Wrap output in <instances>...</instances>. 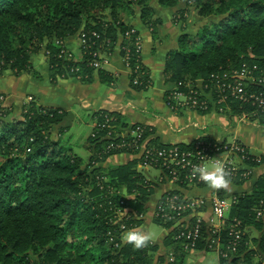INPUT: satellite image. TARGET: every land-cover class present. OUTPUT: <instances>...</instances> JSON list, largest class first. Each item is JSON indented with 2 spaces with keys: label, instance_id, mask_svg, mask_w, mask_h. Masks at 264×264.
<instances>
[{
  "label": "trees",
  "instance_id": "1",
  "mask_svg": "<svg viewBox=\"0 0 264 264\" xmlns=\"http://www.w3.org/2000/svg\"><path fill=\"white\" fill-rule=\"evenodd\" d=\"M150 1L167 9L178 6L181 0H0V74L31 73L34 59L43 50L55 81L74 78L89 84L98 76L102 83L110 85L115 76L105 68H94L91 62L94 52H99V59L105 53L113 54L119 44L123 58L128 54L126 49L130 50L131 87L145 90L150 70L135 45L140 31L126 36L133 26L125 22L123 13L130 7L141 6L142 21L147 26L153 10ZM188 1L194 2L201 18H220L209 25L203 24L195 35L191 32L180 35L178 49L166 58V81L174 85L180 81L203 80L204 91H212L214 101L202 95L201 100L208 102V108L196 111L210 112L216 100L218 108H227L231 113H254L255 107L231 98L228 104H219L213 76L222 77L244 62L257 64L264 72V0ZM82 29L89 46L82 47L83 59L74 61L69 58L67 48L56 45L54 40H67ZM93 32L100 38L93 36ZM198 44L201 46L196 48ZM46 50L50 52L48 56ZM256 90L259 88L254 87ZM168 95L166 91V102L172 104ZM12 108L11 104L0 106V159L4 158L0 163V264H20V260L24 264H183L181 258L187 253L185 242L174 238L180 228L173 223L157 219L170 230L164 241L168 251L157 257L158 244L149 241L146 247L134 249L123 241L125 228L140 225L139 213L144 212L153 188L135 169L133 161L103 165L111 155L137 153L134 146L118 149L111 147L112 144L131 142L156 150L171 148L172 144L160 142L151 126L130 123L119 112L102 109L91 113L94 126L83 144L88 152L85 157L65 151L61 147L62 139L52 137V131L67 116L64 108L44 106L36 101L22 104L24 120L15 125L8 119ZM255 114L263 118L264 110ZM131 129L141 131V136L133 137ZM67 130L68 127L61 126L58 131L61 134ZM204 140L217 143L209 137ZM178 146L194 148L193 143ZM242 146L247 158L239 165V175L231 177L235 183L246 179L240 173L249 172V168L259 163L249 148ZM148 160L146 154L138 158L142 166ZM16 181L21 183L16 185ZM179 186L188 188L185 182ZM173 193L182 195L180 191ZM218 194L228 196L224 191ZM233 198L236 202L231 216L240 219L244 227L258 229L261 235L253 239L245 235L240 250L242 258L229 262L220 257L219 262L239 264L242 260L245 264H255L253 257L264 255V222L255 215V208L264 200V175L256 181L252 192L235 194ZM123 207L128 211L116 222L118 210ZM250 240L256 249L250 248ZM71 241L76 250L65 256V247ZM196 244L198 249H205L204 241ZM170 250L177 261L167 260Z\"/></svg>",
  "mask_w": 264,
  "mask_h": 264
},
{
  "label": "crops",
  "instance_id": "2",
  "mask_svg": "<svg viewBox=\"0 0 264 264\" xmlns=\"http://www.w3.org/2000/svg\"><path fill=\"white\" fill-rule=\"evenodd\" d=\"M156 5H158L157 2ZM164 10L167 11V9ZM138 19L140 21L137 22L136 27L139 28L146 40V45L142 52V61L150 70L152 78V85L148 90H136L131 87L129 71L126 70L122 63L121 52L115 49L111 56L110 64L105 67L106 70L115 76L114 83L110 85L104 84L96 76L94 81L89 84L70 78L61 81L55 86L49 85L45 79L48 72L47 59L45 56L38 55L34 59V67L41 74H36L35 76L24 74V95L29 92L36 93L39 96L38 99L44 102L45 105L50 103L48 104L49 106L64 108L67 111V116L63 123L67 126L75 124L73 122L74 118H77L75 105H78L79 110L91 111V113L105 109L119 112L128 122H138L151 126L155 130L154 136L162 143L191 144L202 137H209L217 141L236 140L244 143L251 154L259 158V163L249 168V176L239 183L232 182L231 190L229 191L222 188H210L205 183L183 188L164 178L162 172L159 171L154 174L151 170L152 168L140 165L137 155L120 153L110 156L103 164L104 166L123 165L133 161L136 164L135 169L150 182L153 192L145 202L144 212L139 213L140 225L134 228L150 232L151 223L153 221L158 223L155 217L157 205L164 195L170 191H180L184 196L204 197L205 204L198 211V214L202 217H206L210 213L214 194L224 191L225 195H228L227 197H233L235 194L252 192L256 181L264 175V117L260 118L257 116L258 114L253 112L235 114L231 113V110L222 112L212 109L210 112L202 113L196 110L179 112L171 109L165 98L166 91L171 86V83L166 81L165 62L170 51L173 52L175 50L172 46L174 45V38L177 35L178 28L169 22L168 19H162L164 21L163 28H165L166 32L174 33L173 36H168L169 40L172 41L170 43L172 48L166 50L160 44L155 45V38L152 37L149 27L143 23L141 18ZM75 38L76 35L67 39L68 47L71 50L79 51ZM40 65L42 67H39ZM2 75L0 74V78H2ZM4 88L0 87V89ZM51 89L52 91L56 89V92L52 93ZM68 118H72V121H69ZM90 125L92 128V121L87 124V127L89 128ZM83 144L75 143L73 149L76 153L86 157L88 152ZM249 229L254 232L252 239L260 237L261 232L258 229L254 227H249ZM169 232L170 230L165 227V231L158 240H150V242L160 246L159 252L163 251L166 253L168 251L164 241ZM250 243L252 250L257 248L252 241ZM169 252L171 253L172 251L170 250ZM209 252L215 253L219 260L218 254L208 249H199L194 253H186L181 260L183 264H204ZM253 261L255 264H264V255L256 254L253 257Z\"/></svg>",
  "mask_w": 264,
  "mask_h": 264
},
{
  "label": "built area",
  "instance_id": "3",
  "mask_svg": "<svg viewBox=\"0 0 264 264\" xmlns=\"http://www.w3.org/2000/svg\"><path fill=\"white\" fill-rule=\"evenodd\" d=\"M135 33H137V30L132 28L127 31L126 36L130 37L131 34ZM76 36L79 39V56H76L69 49L67 40L57 39L54 42L56 45L67 48L66 52L69 58L74 61H81L83 59L82 47L86 48L89 46L88 38L83 29ZM93 36L100 38L97 32H93ZM135 43L137 52L142 55L143 48L139 34L136 36ZM93 44H96V42ZM126 50L128 54L123 58V61L126 70L130 74L132 72L130 67V50ZM45 53L48 56L50 52L46 50ZM98 53V51L93 53L91 64L96 69H102L104 68L103 63L108 60L107 55L109 54L105 53L102 58L98 59ZM213 77L216 79L214 84L216 85L215 90L218 94L217 99L219 104H228L231 98L243 105L248 104L255 107L257 110L254 113L258 110H264V72L257 64L244 62L241 67L225 73L222 77L220 75ZM197 82L196 84L192 81H180L168 87V100L172 102V104L168 103V105L176 111L206 110L208 102L201 100V96L203 95L208 98L206 94H213V92L204 91L203 80ZM254 87H258L259 90L254 91ZM205 88H208L207 84H205ZM214 103L217 104V101L215 100ZM2 105V101L0 100V106ZM130 133L136 138H139L142 134L141 131L132 129ZM122 137L125 138L126 136L123 135ZM204 138L196 139L193 142L194 148L188 149L181 148L178 144H172L173 146L168 149H146L144 144L136 146L132 145L131 142H121L117 145L112 144L111 147L115 146L119 149L134 146L137 149V153L135 154H140V156L146 154V158L149 159L143 165L144 167L154 166L160 168L164 178H167L178 186L183 182L188 187L205 183L199 179L198 175H193L192 170L195 166L209 168V165L215 167L218 164H222L230 172L231 177H237L239 175L238 170L241 168L239 165H243L247 158V151L242 146L244 143L236 140H215L217 143L212 144L207 143ZM249 153L251 154L250 150ZM255 157L259 161V158ZM159 161L160 163H158ZM246 168L248 169V167ZM249 172L240 173L241 178H247ZM235 202L236 199L233 197H220L216 193L212 197V209L210 213L206 217H202L198 214V211L205 204L204 197L184 196L183 194L179 195L170 191L158 203L155 217L162 222L173 223L180 228L179 234L174 238L185 242L184 250L187 253L198 251L196 242L202 240L205 242V249L213 250L218 254L219 258H225L231 262L233 259H240L244 256L240 254V250L249 228L244 227L240 219L231 216L232 207ZM255 215L258 220L264 222V200H261L255 208ZM169 260H176L174 253H171ZM239 264L245 263L241 260Z\"/></svg>",
  "mask_w": 264,
  "mask_h": 264
},
{
  "label": "rangeland",
  "instance_id": "4",
  "mask_svg": "<svg viewBox=\"0 0 264 264\" xmlns=\"http://www.w3.org/2000/svg\"><path fill=\"white\" fill-rule=\"evenodd\" d=\"M150 4L152 5L153 10L151 11L152 13L149 14V18L147 19L146 23L147 26L150 29V33L152 34V37L155 38V45L160 44V46L162 48H166V50H168L169 48L174 47L175 50H173V53L178 49L179 43L177 41V39H179L180 35L185 33V32H191L195 35V33H197V31L199 30V28L203 25V24H207L209 25L211 21H215L218 20L220 17L217 16H211L209 18H201L198 14H197V9L194 6V2H189L188 0H181L180 3L178 4V6L174 7V8H167V11L164 10L162 7H158V5H156V1H150ZM165 14V15H163ZM168 15V16H167ZM138 18L142 19V15H141V6H133L128 8L127 10H125V12L123 13V19L125 20V22L131 26H133V28H135L137 31L139 30L138 27H136L137 22L140 21ZM168 19L169 22L173 23L177 28H178V32L177 35H175L174 38V45L172 47L171 46V42L168 38V36H173V34H171L170 32H166L165 28H163V20L162 19ZM140 31V30H139ZM139 36L141 38V42H142V48H145L146 45V40H145V36L142 35L141 31L139 32ZM191 39L194 40V37H190ZM77 40V45L79 48V39L76 36L75 38ZM74 39V40H75ZM75 40V41H76ZM170 41V42H169ZM169 42V44H168ZM198 46L200 47L201 44L196 45V48H198ZM119 44L116 45V49H120L119 48ZM43 48V47H42ZM70 49V48H69ZM71 50V49H70ZM165 50V49H164ZM74 54L76 56H79L80 53V48L79 51H74ZM172 51H170L171 53ZM39 55L43 56V50L40 51ZM111 56L112 54L107 55L108 60L106 62L103 63L104 68L106 66H108L110 64L111 61ZM169 56V55H168ZM250 56H256L252 53H250ZM121 60L122 63L124 64L123 61V57L121 55ZM39 67H42L41 65ZM125 67V66H124ZM44 71V70H42ZM30 75H36V74H41L40 71H38L35 67L33 69V71L31 73H27ZM47 78H45L49 85L52 84V86L60 83L63 80H54L53 76H51L50 70L48 69V72L46 73ZM152 85V78H151V73H150V77L146 82V89L148 90L150 88V86ZM0 87H5L4 89H0L2 90V92H0V100L2 101V104L4 106L11 104L12 105V112L8 115V119L9 121L12 122V124H17L20 120H24V117L21 115V106L22 104H28L29 102L32 101H36L39 104H42L44 102L40 101L38 98L39 96L36 93H26L24 95V74L21 76H15L12 74V72H4L2 75V78H0ZM52 91V89H51ZM55 91L53 90L52 93H55ZM208 96V98L211 100L213 99V94L208 93L206 94ZM41 98V97H40ZM48 104L50 103H45L43 104L44 106H49ZM76 109L75 112L77 114V118H74L75 124L67 126L64 125V123H62L61 126L63 127H68V130L66 132L63 133H59V128L61 126H57L53 131H52V137L54 140H58L59 138L62 139L61 140V147L64 148L65 151L68 152H75L74 151V145L75 143H85V139L88 135L91 134V130L94 126V122L91 120L90 116H91V111H86V110H79L78 109V105H75ZM172 109V108H171ZM227 109V108H226ZM224 110L223 108H218V106H216V104H213V110H219V111H227ZM180 111H186V110H180ZM179 111V112H180ZM69 121H72V118H68ZM17 122H15V121ZM92 121V128L91 125L88 128L87 124L90 123ZM10 123V122H9ZM130 123H134V122H130ZM131 131V130H130ZM72 148V149H71ZM137 155L138 157H140V154H134ZM112 156V155H111ZM4 158L0 159V163L2 162ZM149 168H152V172L154 174H157L159 171L161 172L160 168L154 167V166H149ZM209 168H213L212 165H209ZM16 185L20 184L21 182L17 181L15 182ZM127 197L133 198L134 195H127ZM232 198V197H229ZM118 221H120L122 219V217L124 216L125 212L128 211L127 208H120L118 210ZM133 217V216H132ZM135 219V217H133ZM138 226V225H137ZM134 229V227L132 228H125L124 233L128 230ZM165 231V227L161 224H158L156 222H152L150 225V232L153 234L152 235V239L153 240H158V238L161 236V234ZM251 230H248V233H250ZM247 233V234H248ZM252 234V235H251ZM254 232H251L249 234V238L252 239ZM251 240L249 241V246L251 245ZM74 242L71 241L69 243L68 246L65 247V251H64V255H69L73 252H75L76 247L73 244ZM163 254L164 252L161 251L159 253H155V256H159V254ZM171 253H169V258H170ZM167 260H169L167 258ZM20 264H24L23 260L19 261ZM219 260L217 258V255L213 252H209L207 254V259L205 261L204 264H218Z\"/></svg>",
  "mask_w": 264,
  "mask_h": 264
},
{
  "label": "clouds",
  "instance_id": "5",
  "mask_svg": "<svg viewBox=\"0 0 264 264\" xmlns=\"http://www.w3.org/2000/svg\"><path fill=\"white\" fill-rule=\"evenodd\" d=\"M192 173L198 175L199 179L210 188L231 190V174L222 164H218L213 168L195 166ZM152 235L151 232L131 229L123 233L122 239L134 249H140L147 246L152 239Z\"/></svg>",
  "mask_w": 264,
  "mask_h": 264
}]
</instances>
